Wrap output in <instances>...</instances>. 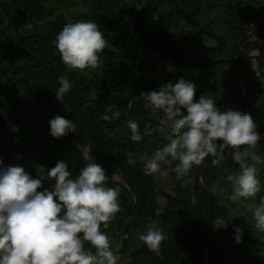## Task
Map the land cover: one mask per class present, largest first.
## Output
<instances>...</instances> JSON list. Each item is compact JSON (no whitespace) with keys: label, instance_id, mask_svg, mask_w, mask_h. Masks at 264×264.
Masks as SVG:
<instances>
[{"label":"trees","instance_id":"obj_1","mask_svg":"<svg viewBox=\"0 0 264 264\" xmlns=\"http://www.w3.org/2000/svg\"><path fill=\"white\" fill-rule=\"evenodd\" d=\"M53 1V7L47 8L41 0H0V111L19 112L56 106L77 114L88 137L91 154L112 162L135 185L144 214L165 233L163 242L175 264H201L203 219L194 185L195 167L180 180L171 170L169 180L162 186L154 184L153 176H145L144 163L139 157L143 153L151 156L156 148L167 143L164 138L167 128L143 137L140 142L131 141L126 126L128 120H135L142 133L146 124L152 128L162 127L159 125L162 114L153 115L144 107L142 99L135 100L131 108L127 105L132 97L158 90L169 82L175 84L183 77L198 89L194 100L207 93L221 110L226 106L234 108L238 102L235 65L229 59L247 40L264 43V20L256 28L248 26L258 9L250 11L243 0L225 7L235 34V41L226 44L211 23H205L199 0H142L143 8L134 15L125 7H133L130 5L141 0H68L72 7L75 2L86 6L85 12L74 16L70 23L94 20L108 42L100 53L97 69L101 73L102 88L92 96V90L96 88L94 80L66 70L55 49L56 35L69 23L65 15L69 8L60 10L56 6L66 0ZM234 13L238 17H234ZM27 24L33 25L31 32H17V28ZM206 39L216 44L204 46L199 43ZM13 46L21 51L16 58ZM258 65L261 79L250 77L253 96L250 114L257 132L262 134L255 151L264 158V67L259 61ZM157 72L161 76L153 77ZM62 75L70 81L72 89L58 102L54 92L59 86L58 77ZM109 108L119 111L120 117L103 120V115L111 116ZM51 118L37 116L15 122L0 121V160L5 167L19 165L27 173L33 171L31 176L35 177L40 166L47 170L54 167L57 160H64L73 177L78 174L85 165L72 143L75 131L53 139L49 135ZM129 153L136 160L132 165L127 163ZM212 159L207 158L206 179L211 190L213 225L218 218L232 217L227 221V228L213 226L215 264H225L229 255L232 257L230 264H264V234L255 229L252 213L244 205L228 199L231 186L226 178L238 171V165L229 157L214 166ZM175 163L168 167L174 168ZM257 168L261 191L246 204H258L264 196V163L258 164ZM52 183L44 182L38 191L51 188ZM107 186L119 188L121 211L107 229L101 230L109 238L121 240L122 249L118 254L128 256V264H161L157 254L139 239L137 246L127 239L128 235L136 234L138 238L142 233L130 205L129 191L121 182L109 180ZM235 226L242 231L239 244L234 242ZM85 247H89L87 242Z\"/></svg>","mask_w":264,"mask_h":264},{"label":"clouds","instance_id":"obj_2","mask_svg":"<svg viewBox=\"0 0 264 264\" xmlns=\"http://www.w3.org/2000/svg\"><path fill=\"white\" fill-rule=\"evenodd\" d=\"M130 6L139 11L143 8L142 0ZM53 44L68 71L95 69L100 53L108 46L103 32L91 19L65 24ZM251 57L259 61L256 55H250L246 62ZM246 72L249 80L254 79L247 68ZM57 82L59 86L54 95L60 102L72 84L63 75ZM195 93L196 85L181 77L175 84L169 82L128 101L127 106L131 108L135 100L142 99L144 107L153 115L162 114L159 119L162 127L146 124L142 133L135 120H128L131 141L140 142L143 137L167 128L164 137L167 143L156 148L151 156L143 153L139 157L144 163V175L152 176L160 172L161 164L175 161L172 171L180 180L207 157H213L214 166L230 157L238 165V171L226 178L231 186L228 199L244 205L252 213L255 229L264 234V196L258 204L245 203L262 187L257 165L264 163V158L255 151L262 134L257 132L250 113L234 109L237 104L221 110L207 93L194 100ZM108 111L111 116L105 114L101 117L103 120L120 117L119 111L111 108ZM48 124L53 139L66 137L75 130L73 122L61 115L52 117ZM80 155L87 163L75 177L64 160H57L47 170L40 166L35 177L22 166L5 167L0 160V264H120L119 245L113 249L109 236L101 230L107 229L121 211L119 188L107 186L109 180L115 182L118 177L113 174L109 178L104 168L94 162L90 149L83 147ZM127 163H136L131 153ZM47 181L53 182L51 188L38 191ZM231 218H218L213 226L227 228ZM233 232L234 242L239 244L240 227L235 226ZM138 239L150 251L158 252L166 235L155 222H149ZM85 242L89 247H85Z\"/></svg>","mask_w":264,"mask_h":264},{"label":"water","instance_id":"obj_3","mask_svg":"<svg viewBox=\"0 0 264 264\" xmlns=\"http://www.w3.org/2000/svg\"><path fill=\"white\" fill-rule=\"evenodd\" d=\"M253 49L258 50L259 53L253 51ZM250 55H256L261 65L264 67V43L258 40H247L241 47L237 50L235 55L230 58L235 65V78H236V88L238 94V103L234 108L242 113H250L253 105V96L251 93L250 80L246 72V59ZM55 115H61L75 125V135L73 137L72 143L77 152L79 160L86 165V161L82 159L80 155V150L83 147L90 149L89 140L86 135L85 129L82 126L80 119L77 114L68 111L61 107L56 106H45L32 108L19 112H3L0 111V121L3 122H15L22 119H29L37 116H48L54 117ZM208 158V157H207ZM202 162L201 165L195 166L194 169V185L197 189L198 199L202 209V233H203V258L201 264H215L216 261V245L214 242V232H213V221H212V198L211 190L206 179V162ZM94 162L100 164L107 176L109 178L115 174L118 177V181L121 182L131 195L130 205L133 210V214L141 231L143 232L144 226L149 223V219L146 217L142 210L140 195L135 185L131 182L129 178L124 176L122 172L110 161L106 159H99L94 157ZM111 181V180H110ZM113 182V181H112ZM160 260L161 264H175V262L170 257L167 248L162 241L159 246V251L155 252Z\"/></svg>","mask_w":264,"mask_h":264},{"label":"rangeland","instance_id":"obj_4","mask_svg":"<svg viewBox=\"0 0 264 264\" xmlns=\"http://www.w3.org/2000/svg\"><path fill=\"white\" fill-rule=\"evenodd\" d=\"M57 1H59V0H57ZM75 1L81 2V0H75ZM243 1L245 2V6H247L250 11L254 8L258 9V13H256L257 15L254 18V21L251 22V24L253 25V27L251 29L256 28L257 24L259 23V22L258 23H256V22L258 20H260V22H261V20H264V12H263L264 11V0H243ZM41 2L44 3L47 8L48 7L52 8L53 3H55V1H53V0H41ZM76 2L73 3L74 4L73 7L71 6V3H68V0L62 1V3L59 2L56 5L57 8L60 10H64L66 8H69V10L65 14L66 19L69 21V23L71 21H73L74 16H76L77 14L85 12L86 6L83 7L82 4H76ZM199 2L202 4V8H203L202 12H204L203 19L206 21L205 23H211L215 32H217V34L224 39L226 44L234 42L235 41V34H234V30H233V25L229 24V22H228V18H227L228 15H227V12H225V7L229 6V5L233 6L234 3L237 2V0H199ZM211 5H214V6H211ZM129 9L134 12L133 15L135 14V11H137L134 6L129 7V5H128L125 7L126 11H128ZM234 17H238L237 13H234ZM263 25H264V23L262 21V26ZM39 26H41V23H39ZM262 26H260V27H262ZM15 30L16 29H12L11 31L16 32ZM32 30H33V25H30V24H27V25L23 26L22 28H17L18 33H21L22 31H28V32L30 31L31 32ZM263 32H264V30H263ZM263 37H264V34H263ZM199 43L201 45H204V46H210V45L216 44V43H213V41L211 39L210 40L209 39L200 40ZM12 49L13 50L15 49V51H14L15 58L18 57V55L21 51L19 52L18 48L16 46H13ZM21 61H22V58L19 60V62L21 63ZM98 68L99 67L97 66L95 69H85L82 71L81 70H72V71L77 72V74L82 76V77L94 80L93 82L95 83L96 88L92 90V96H94L99 91H101V88H102L101 73L97 72ZM157 76L159 77V76H161V74L159 72H157L153 77L156 78ZM196 92H198L197 88H196ZM167 168H169L168 165L161 164L160 172L152 175L153 176V182L156 186L165 185V183H167V181L169 180L170 171L172 169H170V168L167 169ZM165 173H166V175H165ZM29 174L31 175L34 173H33V171H31V172H29ZM158 199L160 202L162 201L161 197H159ZM193 231H196V228ZM127 239L133 241L136 244V246L138 245V243H137L138 238H137L136 234H133L131 236L128 235ZM110 241H111V245H112L113 249H116V246L119 245V249H118V253H119V251L122 249V243L120 242L121 240L118 241L116 239L110 238ZM231 260H232V257H231V255H229L228 262H226L225 264H230ZM129 261H130V258L128 256H120V264H128Z\"/></svg>","mask_w":264,"mask_h":264},{"label":"built area","instance_id":"obj_5","mask_svg":"<svg viewBox=\"0 0 264 264\" xmlns=\"http://www.w3.org/2000/svg\"><path fill=\"white\" fill-rule=\"evenodd\" d=\"M261 24V22H259ZM258 23V25H259ZM249 27H253L251 23L248 25ZM246 68L251 72V74L254 76V79H261L260 71H259V65L258 61L255 57H251L246 62ZM259 72V75H256V73Z\"/></svg>","mask_w":264,"mask_h":264}]
</instances>
